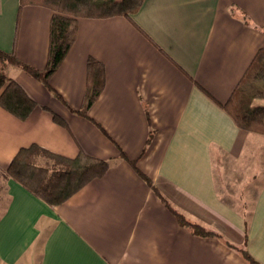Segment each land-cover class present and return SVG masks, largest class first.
<instances>
[{
  "label": "crops",
  "instance_id": "1",
  "mask_svg": "<svg viewBox=\"0 0 264 264\" xmlns=\"http://www.w3.org/2000/svg\"><path fill=\"white\" fill-rule=\"evenodd\" d=\"M19 8L20 0H0V49L13 51L17 35V56L43 69L53 10ZM263 50L264 0H144L131 17L79 19L50 78L66 102L8 65L7 75L41 106L22 120L0 105V264H250L232 246L242 244L264 264V134L239 127L222 105ZM90 56L104 63L106 85L89 114L110 136L76 112ZM32 143L67 156L82 149L109 159V168L51 205L6 171ZM235 167L257 168L249 210L224 191ZM162 196L221 237L182 225Z\"/></svg>",
  "mask_w": 264,
  "mask_h": 264
},
{
  "label": "trees",
  "instance_id": "2",
  "mask_svg": "<svg viewBox=\"0 0 264 264\" xmlns=\"http://www.w3.org/2000/svg\"><path fill=\"white\" fill-rule=\"evenodd\" d=\"M143 2L144 0H20L19 13L22 7L27 4L43 5L53 10L50 21L47 63L43 69H39L20 59L15 51L17 35L13 51L8 52L0 49V105L22 120L28 118L38 106H41L29 95L21 83L7 75L6 67L8 65L18 66L35 76L47 85L55 96L66 102L63 95L50 84V78L63 63L75 43L79 19L114 15L131 17V14L136 12ZM105 85L104 63L90 56L87 60V81L83 104L76 112L93 121L103 133L109 135L107 130L89 114L92 104L102 93ZM257 98L264 99V50L257 55L252 65L247 69L230 99L226 103H222L239 127L264 134V103L255 102ZM42 107L47 108L46 106ZM54 119L67 125L65 119L56 113ZM148 119L150 120L149 116ZM149 140L150 138L147 143ZM119 149L120 155L132 164L135 171L149 185L154 187L152 179L139 168L138 159L129 158L121 147ZM109 164V159L91 155L82 149L76 156H67L51 151L38 143H32L17 151L6 171L35 195L51 205H58L91 180L105 174ZM162 198L175 213L178 221L182 225L190 227L194 233L202 236L221 237L217 231L190 221L164 196ZM232 246L237 248L250 264H261L248 252L245 244Z\"/></svg>",
  "mask_w": 264,
  "mask_h": 264
},
{
  "label": "rangeland",
  "instance_id": "3",
  "mask_svg": "<svg viewBox=\"0 0 264 264\" xmlns=\"http://www.w3.org/2000/svg\"><path fill=\"white\" fill-rule=\"evenodd\" d=\"M255 102H257V103L263 102L264 103V99L257 98L255 100ZM225 161H226V157L224 156L217 163V167L219 170L218 172H219V176H220L219 179H221V180H225V178H226V176H223V174H222V173H224V175H225L226 166L223 165V163H225ZM220 162H222V163L219 164ZM235 169L238 171V174L234 170L230 169V173L228 175L231 178V180H230L231 183H230V185H225L226 187L224 186L225 187L224 188L225 194L228 195L230 198H232L238 207H243L244 206L243 203H245L246 209L249 210L253 206V201H254V198L256 195V190H257L256 188L259 185V182L252 181L253 180V173H256L257 168L255 167L254 168L255 171L254 172L251 171V173H242L243 171H241L239 169V167H235ZM263 175L264 174L262 173V177H261V175L259 176L260 177L259 180H262L264 178ZM235 178H236V180H235ZM229 179H227V181ZM252 186L256 190L254 188H252ZM241 199H243L244 201H241Z\"/></svg>",
  "mask_w": 264,
  "mask_h": 264
}]
</instances>
